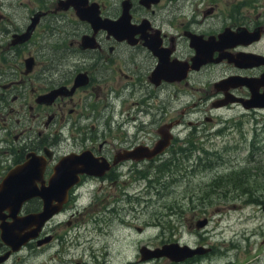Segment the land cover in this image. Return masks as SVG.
<instances>
[{"label": "flooded vegetation", "instance_id": "obj_1", "mask_svg": "<svg viewBox=\"0 0 264 264\" xmlns=\"http://www.w3.org/2000/svg\"><path fill=\"white\" fill-rule=\"evenodd\" d=\"M122 1L86 0L81 6L90 3L100 19L113 21L121 13ZM128 2L126 31L116 37L106 27H94L79 18L71 0H0V190L15 187L3 182L17 179L16 171L21 172L29 162L37 164L29 170L38 176L28 177L31 182L27 187L38 191L55 178L54 168L60 158L70 161L62 178L63 191L51 194L49 214L40 224L35 220L19 224L27 215L42 211L39 196L26 198L15 207L6 203L7 196L1 193L0 264L108 262L98 260L95 241H88V234L109 236L112 223L114 227H132L141 232L143 228L122 219L130 212L125 202L138 199L129 193L132 183L144 180L141 192L159 199L163 196L161 187L186 180L195 175L199 166L209 164L202 163V158L193 161L188 157L195 147L190 139L185 148L175 149L186 125L190 137L204 125L198 118L185 119V115L201 111L202 119L211 121V110L235 107L252 114L264 111V0ZM217 7L220 10L215 14ZM216 15L220 16L218 23ZM224 28L229 32L228 41L231 31L240 28L245 32L238 43L223 48L232 56L239 54V65L226 57L214 61L218 50L210 51L209 44ZM200 40L208 42L203 47L207 56L205 61L199 57L196 66L192 61L196 53L193 43ZM149 44L164 56L168 78L152 74L159 60ZM216 66L222 68L214 76ZM223 68L226 70L222 72ZM231 76L236 78L219 82ZM242 79L247 83H234ZM193 92H200L196 100ZM251 93L259 95L255 97L259 104L245 107L243 103L252 101ZM127 103L135 108L123 113ZM200 104L206 105L205 110ZM173 107L175 115L167 111ZM163 134L169 135L168 144L150 156ZM144 152L147 157L142 156ZM82 154L92 163L88 173L81 170ZM173 165V176L163 180ZM151 170L154 174H150ZM231 175L239 173L218 175L210 187L222 177L225 180L221 181L231 183ZM233 183L234 190L239 191L233 197L248 193L241 186L243 181ZM85 197L89 205L97 207L93 215H85L82 210ZM188 201L193 207L198 197L189 195ZM250 201L261 208L264 204L263 200ZM196 216L192 212L185 218L187 229L208 224L207 217L194 220ZM202 219L205 224L198 227ZM15 221L19 235L34 234L12 249L6 237L3 239L6 234L1 228ZM196 247L204 248L203 253L180 262L160 258L181 264L218 250L216 244ZM157 259L142 260L138 253V257L121 263Z\"/></svg>", "mask_w": 264, "mask_h": 264}, {"label": "rangeland", "instance_id": "obj_2", "mask_svg": "<svg viewBox=\"0 0 264 264\" xmlns=\"http://www.w3.org/2000/svg\"><path fill=\"white\" fill-rule=\"evenodd\" d=\"M219 6H222L221 2ZM219 10L217 7L215 14ZM215 21L218 23L220 16L216 15ZM221 68L222 66L215 67L214 76L219 74ZM225 70L223 68L222 72ZM193 93L192 97L196 100L195 97L200 92ZM204 103L207 104V101ZM200 107L205 110L206 105L200 104ZM134 108L135 106L127 103L122 112H132ZM174 110L173 107L167 111L175 115ZM202 114L199 111L184 116L185 119L198 118L199 122L202 121L200 125H204L195 131L193 137L187 136L186 125L175 149L185 148L186 140L190 139L195 147L188 157L193 161L202 158V163L207 161L209 164L199 166L195 175L186 180L179 179L161 187L163 196L159 199L154 194L141 192L145 188L144 180L132 183L129 193L138 199L131 203L125 202L130 212L122 219L129 225L143 229L138 232L132 227H114L115 223H112L110 226L113 229L109 236L88 234V241H95L98 260L108 259L104 264H122L126 259L138 257L140 245L154 247L165 242H177L189 247H206L210 244L218 246L215 254L207 253L197 261L181 264H264V212L260 204L250 201H264V111L252 114L241 112V109L235 107L211 110V121L203 120ZM174 169L175 165L167 170V177L162 179L169 181L170 176H173L170 170ZM241 171L245 173L240 174ZM230 172H238L239 175H231V183L221 181L225 180L222 177L210 187L212 180L217 179L218 175L226 176ZM150 174H154L153 170ZM239 180L243 181L241 186L248 193L233 197L234 193H239L234 190L236 185L233 182ZM189 195L195 199L198 197V203L193 207L188 201ZM141 197L146 201H142ZM88 200V197L84 198L82 210L85 215H93L97 207L89 205ZM231 204L235 206L231 207ZM192 212L197 214L194 220L207 217L208 224L204 228L187 229L185 218H189ZM100 246L106 247L101 249ZM105 252L108 253L107 257ZM134 264L170 263L165 258H159L153 262Z\"/></svg>", "mask_w": 264, "mask_h": 264}, {"label": "water", "instance_id": "obj_3", "mask_svg": "<svg viewBox=\"0 0 264 264\" xmlns=\"http://www.w3.org/2000/svg\"><path fill=\"white\" fill-rule=\"evenodd\" d=\"M85 3H86V0H71V4L74 6L75 12L79 18L87 20L94 27H97V26L106 27L109 31L113 32L116 35V37L118 34H121L122 32L125 33L124 31H126V28H127L126 25L128 23V11H127L128 6H129L128 0L122 1L121 13H120L118 19L113 20V21H110L108 19L107 20L106 19H104V20L100 19L97 12H96V9L93 8L92 4L89 3L86 6H81ZM231 32H232L231 33V39L229 41L226 40L227 39V33H229V32H227V30L225 28L220 33H218L217 39H215V41L213 43L209 44V46L211 48L210 51L212 49L218 50V55L214 58V61H218V60L226 57L227 60H232L236 64L239 65L242 62V60H239V54L237 53L236 56H232V55L228 54L226 51H223V48L227 47V46H233L234 44L238 43L239 42V36L245 35V32L242 31L240 28L236 29L235 31H231ZM85 37L86 36L82 37L84 41H85ZM204 41H206V40H204ZM206 42H202V41L197 42L196 41L195 43H193L195 50H196V53L192 57V61L194 64H196V66H197V59L199 57L203 58L202 61L206 60L205 56H207V52L205 53V51H203V47L208 43V42L207 43ZM149 47L158 56V60H159L158 65L153 70L152 74H155L157 76L161 75L163 77L165 76L166 78H168V75H166L168 72L165 70V66H164V63H165L164 56L160 55V53L156 50L155 46H153L152 44H149ZM231 78L234 79L236 77L231 76L229 78H223L219 82L221 84H223V83H226V81L228 79H231ZM241 82L247 83V81H245L243 79L237 80L234 83L235 84L236 83L241 84ZM248 86L251 89V91L254 90L252 83L248 82ZM256 96H259V95L255 94V93H251L252 101L250 103H243L242 102L243 105L245 107H248V106L259 104L257 101H255ZM168 140H169V135L163 134L162 139L156 143V145L150 151L149 155L152 156L155 153L162 150L168 144ZM85 155L82 154V157H81V159H83L82 164H81V170L88 173L92 170L91 169L92 163ZM143 155H145L146 157L148 156L145 152L142 154V156ZM69 162L70 161H68V162L66 161V157L60 158L58 160L57 164L55 165V168H54L55 178L49 180L48 185L46 187L39 189L38 191L33 189L32 187L31 188L27 187V184H29L31 182V180H29L28 177L37 178V176H38L35 171L32 172L31 171L32 169L29 170V168H32V167L36 168L37 167L36 163L32 165L31 163L28 162V164L23 165L21 172L16 171L18 173L17 179L12 180V181H9L10 179H5L6 181H4L3 183L6 184L7 182H11L15 187H13L10 190H0V200L3 199L1 196V193H3V194H6L5 196H7V202L6 203H8L9 205H12V206L14 205L15 207H17L24 199L29 198L31 196H39L43 201L42 211L40 213H38L36 215H32L33 217L31 215H27L26 219L24 220V218H23L24 221L23 220L20 221L19 224L24 225L26 222L30 223L34 220L38 221L40 224L41 221H43L48 216L49 211H50V204L49 203H50L51 194L63 191V179L62 178L64 177V175H66L65 174V168L69 165L68 164ZM39 166H41V165L39 164ZM13 172H15V170ZM18 177H22V180L19 179ZM7 178H9V176ZM10 194H11V196L8 197ZM262 211L264 212V204L262 206ZM205 221H206L205 219H202L201 221H199L198 227L204 225ZM17 224H18V222L15 221L12 223L11 226L7 225V226H2V228H1L2 231L6 234V236L3 235L4 236L3 239L6 237L5 242L12 249H17L29 237H33V234H34V233L33 234L32 233H23L22 235H19L17 233L16 227H15ZM203 251H204V248H202V247H200V248L189 247L185 244L181 245L177 242L163 243L160 246L155 247V248H148V247L142 245L138 249V253H139L140 258L142 260L150 259V258L151 259H157L160 257H165L169 261H172V262L183 261L184 259L189 258L194 254H202Z\"/></svg>", "mask_w": 264, "mask_h": 264}]
</instances>
